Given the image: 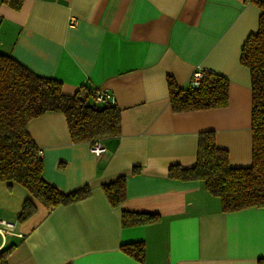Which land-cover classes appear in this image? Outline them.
Returning <instances> with one entry per match:
<instances>
[{"label": "crops", "instance_id": "crops-1", "mask_svg": "<svg viewBox=\"0 0 264 264\" xmlns=\"http://www.w3.org/2000/svg\"><path fill=\"white\" fill-rule=\"evenodd\" d=\"M260 9L250 0H22L0 3V52L34 73L59 79L62 92L106 87L120 108V134L99 156L72 142L61 112L31 119L43 178L67 192L87 183L89 196L45 207L15 181H0V248L8 264H257L264 258V206L221 211L197 179L169 177L191 166L198 133L214 131L231 166L251 162L249 69L239 62ZM196 69L228 80L225 106L174 111L166 76L189 86ZM134 167V170H133ZM136 167V168H135ZM126 175V197L108 202L101 183ZM36 211L18 221L24 199ZM158 213L123 226L121 210ZM143 241L138 260L122 243Z\"/></svg>", "mask_w": 264, "mask_h": 264}, {"label": "trees", "instance_id": "trees-1", "mask_svg": "<svg viewBox=\"0 0 264 264\" xmlns=\"http://www.w3.org/2000/svg\"><path fill=\"white\" fill-rule=\"evenodd\" d=\"M259 9L258 26L244 40L239 62L249 69L251 88V162L247 166H231L227 149L215 143L214 131L198 133L195 161L191 166H168L167 175L179 179H197L220 201L221 211L229 212L250 206H264V0H250ZM19 9L22 0H0ZM170 107L185 111L221 107L227 104L228 80L223 75L202 69L197 87L180 86L171 75L166 76ZM59 79L41 76L21 64L8 53L0 52V181H15L24 186L32 198L49 208L70 204L90 194L85 183L64 192L43 178V160L27 130L28 122L49 111L63 113L72 142L103 140L108 143L120 134V108L113 102H96L95 88L80 87L64 94ZM136 168V167H135ZM134 170V167H133ZM126 175L120 174L101 183L112 207L126 197ZM24 199L17 220L23 221L36 211L33 199ZM158 213L122 209L121 224L131 226L155 221ZM14 244L0 248V264ZM120 248L141 260L143 241L122 243ZM63 264H70L65 262ZM257 264H264L258 258Z\"/></svg>", "mask_w": 264, "mask_h": 264}, {"label": "built area", "instance_id": "built-area-1", "mask_svg": "<svg viewBox=\"0 0 264 264\" xmlns=\"http://www.w3.org/2000/svg\"><path fill=\"white\" fill-rule=\"evenodd\" d=\"M192 74L195 80V84L197 85L202 76V69H196ZM92 98L96 102L114 101L112 93L106 87H96L93 91ZM90 146L92 153L99 156L106 150L107 142L97 139L92 141ZM37 152L39 155H42L41 149L38 148ZM13 226V222L0 218V232L11 231Z\"/></svg>", "mask_w": 264, "mask_h": 264}, {"label": "bare ground", "instance_id": "bare-ground-1", "mask_svg": "<svg viewBox=\"0 0 264 264\" xmlns=\"http://www.w3.org/2000/svg\"><path fill=\"white\" fill-rule=\"evenodd\" d=\"M201 79V78H200ZM200 81V80H199ZM198 84H199V82H198ZM198 84L196 85L195 84V80H194V77H193V74L191 75V77H190V86H193V87H197L198 86ZM91 144V143H90ZM91 147V146H90ZM40 149V148H39Z\"/></svg>", "mask_w": 264, "mask_h": 264}]
</instances>
